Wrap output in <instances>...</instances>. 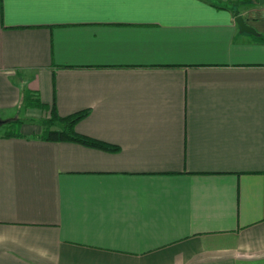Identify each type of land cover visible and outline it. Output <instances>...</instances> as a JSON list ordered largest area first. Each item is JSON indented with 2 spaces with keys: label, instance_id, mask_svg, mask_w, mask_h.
<instances>
[{
  "label": "crops",
  "instance_id": "crops-1",
  "mask_svg": "<svg viewBox=\"0 0 264 264\" xmlns=\"http://www.w3.org/2000/svg\"><path fill=\"white\" fill-rule=\"evenodd\" d=\"M85 110L75 130L115 149L48 139ZM17 117L0 264H264V4L0 0Z\"/></svg>",
  "mask_w": 264,
  "mask_h": 264
},
{
  "label": "trees",
  "instance_id": "trees-1",
  "mask_svg": "<svg viewBox=\"0 0 264 264\" xmlns=\"http://www.w3.org/2000/svg\"><path fill=\"white\" fill-rule=\"evenodd\" d=\"M251 3H258L259 0H249ZM88 114V111H81L69 116H59L57 113L53 114L52 122H61L63 123L62 130H48V139L51 140H69V141H75L79 142L81 144L92 146V147H98L103 149H115L116 147L111 146L101 140L88 137L86 135L80 134L75 130L76 124L86 117ZM14 120V119H13ZM12 119L8 120L7 122L13 121ZM16 124H19L21 120H15ZM6 135L11 136L13 134L16 135L13 131H6ZM18 134V133H17Z\"/></svg>",
  "mask_w": 264,
  "mask_h": 264
},
{
  "label": "rangeland",
  "instance_id": "rangeland-1",
  "mask_svg": "<svg viewBox=\"0 0 264 264\" xmlns=\"http://www.w3.org/2000/svg\"><path fill=\"white\" fill-rule=\"evenodd\" d=\"M10 111H14V110H10ZM25 114V113H24ZM5 117V116H3ZM10 117H13V116H10ZM16 117V116H15ZM19 117H17L18 119ZM23 119H26V116H22V120ZM34 120V119H33ZM37 122H39L38 120H36ZM52 122V120H51ZM50 122V123H51ZM54 123V122H53ZM52 123V124H53ZM6 131H13L14 133H19V131H21V127H20V124H16V121L13 120L11 122H7V123H4L2 126H0V133H5Z\"/></svg>",
  "mask_w": 264,
  "mask_h": 264
},
{
  "label": "water",
  "instance_id": "water-1",
  "mask_svg": "<svg viewBox=\"0 0 264 264\" xmlns=\"http://www.w3.org/2000/svg\"><path fill=\"white\" fill-rule=\"evenodd\" d=\"M259 3L264 4V0H259ZM237 21L240 25L241 31L255 33V29L246 23L242 15L237 16ZM8 120L10 119L0 120V126H2L4 123H7Z\"/></svg>",
  "mask_w": 264,
  "mask_h": 264
}]
</instances>
